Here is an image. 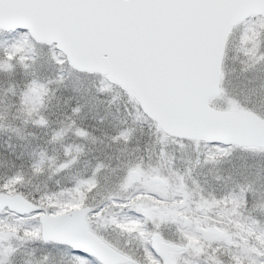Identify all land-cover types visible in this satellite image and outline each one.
<instances>
[{
    "label": "snow or ice",
    "instance_id": "6c2138e0",
    "mask_svg": "<svg viewBox=\"0 0 264 264\" xmlns=\"http://www.w3.org/2000/svg\"><path fill=\"white\" fill-rule=\"evenodd\" d=\"M0 264H264V0H0Z\"/></svg>",
    "mask_w": 264,
    "mask_h": 264
}]
</instances>
